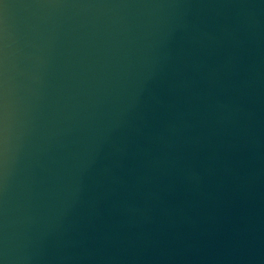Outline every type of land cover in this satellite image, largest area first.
<instances>
[{"label":"water","instance_id":"95a60500","mask_svg":"<svg viewBox=\"0 0 264 264\" xmlns=\"http://www.w3.org/2000/svg\"><path fill=\"white\" fill-rule=\"evenodd\" d=\"M0 264H264V0H0Z\"/></svg>","mask_w":264,"mask_h":264}]
</instances>
